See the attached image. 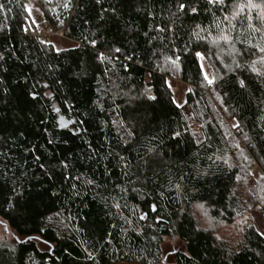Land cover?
Listing matches in <instances>:
<instances>
[{
  "label": "trees",
  "instance_id": "obj_1",
  "mask_svg": "<svg viewBox=\"0 0 264 264\" xmlns=\"http://www.w3.org/2000/svg\"><path fill=\"white\" fill-rule=\"evenodd\" d=\"M245 2L0 0V218L16 236L0 264H264V76L248 67L264 71V23L232 16ZM29 5L76 45L32 34ZM166 237L184 245L170 261Z\"/></svg>",
  "mask_w": 264,
  "mask_h": 264
},
{
  "label": "rangeland",
  "instance_id": "obj_2",
  "mask_svg": "<svg viewBox=\"0 0 264 264\" xmlns=\"http://www.w3.org/2000/svg\"><path fill=\"white\" fill-rule=\"evenodd\" d=\"M28 8L31 13L33 24L37 28L43 29L47 34L50 35L48 40L55 46V48L58 49L68 48L76 45L75 42L67 39L65 35L62 34L63 33L62 30H59L57 32L49 31L48 27L45 24L41 9L39 7L35 5H29ZM202 67L204 73L209 78H211L210 67L207 64V62L204 60V58H202ZM169 84L173 88L176 102L179 105L183 104L186 100L187 85L178 78H170ZM262 176H263V170L261 168H256L254 171V178H256V180H259ZM195 211L199 215L200 217L199 219L202 225L215 230L220 237L225 236V238H227L228 236H231L232 238H235L236 231L237 229H239V226H235V225L227 226L225 223L213 219L203 207H198L195 209ZM251 218H252V223L264 235V219L261 216V214L257 212H253L251 214ZM15 239L16 236L13 233V231L8 227L6 222L2 218H0V241L7 240L9 242H13ZM182 248H184V245L180 240H178L175 237H166L162 243V254H161L162 260L170 261L172 259L173 253L176 250ZM121 264H126V263H121Z\"/></svg>",
  "mask_w": 264,
  "mask_h": 264
},
{
  "label": "snow or ice",
  "instance_id": "obj_3",
  "mask_svg": "<svg viewBox=\"0 0 264 264\" xmlns=\"http://www.w3.org/2000/svg\"><path fill=\"white\" fill-rule=\"evenodd\" d=\"M100 0H97V3H99ZM207 3L209 5L211 4H218V3H223V0H207ZM262 4H264V0H262ZM262 4H258L255 2V0H246L245 3H238L235 5L234 7V11L232 13V16L235 17L243 12H245L246 9H254V10H259L258 13H257V16L256 18L259 19L262 23H264V7H262ZM62 7L65 8V9H68L70 7H72V0H64V3L62 4ZM189 11V4L187 3H180L179 6H178V11L177 13H173V15L175 16H178L180 13H185ZM190 11L191 13H196L198 11V9L196 7H191L190 8ZM225 20L228 19V17H224ZM247 20L251 21L253 19V17L251 15H248L246 17ZM262 29L261 28H255L254 31L256 32H259L261 31ZM159 31H164V29H159ZM220 39H224V40H228L230 39V37L226 36V35H222L221 37H219ZM90 43H92L93 45H95L96 41L95 40H92L90 41ZM121 51L120 48H116L115 49V52L119 53ZM260 52H264V48H260L259 49ZM197 57H200L201 59L203 58L202 56V53L200 52H197L195 54ZM100 56L101 57H104V54L103 53H100ZM106 58V57H105ZM0 59H2V57H0ZM128 60H132L133 57L129 56L127 57ZM166 59H171V57H166ZM178 59V57H177ZM173 63H175V61H173ZM260 63L262 65V67H264V57H261L260 58ZM51 67V66H50ZM241 67H244L243 65L237 63L236 64V68H241ZM248 67L250 68L251 72L252 73H255L257 76H264V71L261 70V68H258L256 66V61H253L250 65H248ZM229 71H231V69H229ZM204 79L207 81V83L209 85H212L214 82H215V78H209L206 74H205V77ZM239 85L241 88L245 87V81L243 79L239 80L238 81ZM149 90L146 88L145 89V93L144 94H147ZM148 99L150 100H155L156 97L155 96H151L149 95L147 97ZM56 111H59L58 109H55ZM234 127H238L239 125L238 124H234L233 125ZM129 135H131V133H129ZM177 135H179L177 133ZM245 139H247V137H245ZM89 183H91V181H89ZM9 207H12L11 204H9ZM153 210H154V206H153ZM143 219V217H141ZM88 259H94V257L90 254L88 256Z\"/></svg>",
  "mask_w": 264,
  "mask_h": 264
},
{
  "label": "built area",
  "instance_id": "obj_4",
  "mask_svg": "<svg viewBox=\"0 0 264 264\" xmlns=\"http://www.w3.org/2000/svg\"><path fill=\"white\" fill-rule=\"evenodd\" d=\"M27 33H30V31L27 30ZM32 34H34V35H36V36H41V37H43L44 39H48V38L50 37V35L47 34L44 30H39V31L34 30V31H32ZM60 34H61V32H60ZM62 34H63V33H62ZM149 76H150V73H149V72H146V78H145V82H146V83L149 82Z\"/></svg>",
  "mask_w": 264,
  "mask_h": 264
}]
</instances>
